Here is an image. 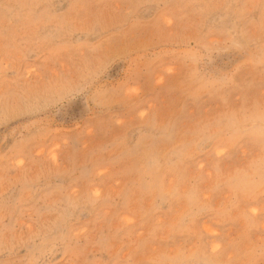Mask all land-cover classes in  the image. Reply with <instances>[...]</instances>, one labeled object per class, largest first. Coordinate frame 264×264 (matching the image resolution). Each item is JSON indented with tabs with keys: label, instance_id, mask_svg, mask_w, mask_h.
Segmentation results:
<instances>
[{
	"label": "rangeland",
	"instance_id": "374dc122",
	"mask_svg": "<svg viewBox=\"0 0 264 264\" xmlns=\"http://www.w3.org/2000/svg\"><path fill=\"white\" fill-rule=\"evenodd\" d=\"M0 264H264V0H0Z\"/></svg>",
	"mask_w": 264,
	"mask_h": 264
}]
</instances>
